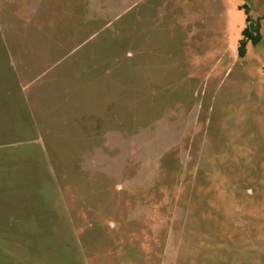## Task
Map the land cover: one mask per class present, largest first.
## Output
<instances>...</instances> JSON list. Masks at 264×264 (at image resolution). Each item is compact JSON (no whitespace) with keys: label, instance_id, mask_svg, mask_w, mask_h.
<instances>
[{"label":"rangeland","instance_id":"rangeland-1","mask_svg":"<svg viewBox=\"0 0 264 264\" xmlns=\"http://www.w3.org/2000/svg\"><path fill=\"white\" fill-rule=\"evenodd\" d=\"M0 264H264V0H0Z\"/></svg>","mask_w":264,"mask_h":264},{"label":"trees","instance_id":"trees-1","mask_svg":"<svg viewBox=\"0 0 264 264\" xmlns=\"http://www.w3.org/2000/svg\"><path fill=\"white\" fill-rule=\"evenodd\" d=\"M246 20H249V16H247ZM243 38L239 40V44L237 46V51L240 56H243L246 52V44L250 42L252 45L258 43L261 38V34L259 32V23L257 20H252L251 24H248L242 30Z\"/></svg>","mask_w":264,"mask_h":264}]
</instances>
